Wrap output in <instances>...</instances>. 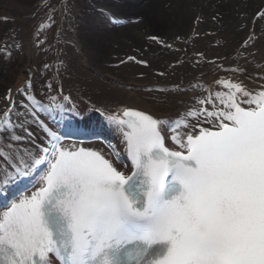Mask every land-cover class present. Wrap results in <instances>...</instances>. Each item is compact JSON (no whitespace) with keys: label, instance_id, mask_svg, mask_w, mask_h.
<instances>
[{"label":"snow or ice","instance_id":"obj_1","mask_svg":"<svg viewBox=\"0 0 264 264\" xmlns=\"http://www.w3.org/2000/svg\"><path fill=\"white\" fill-rule=\"evenodd\" d=\"M215 83L228 91L209 89L186 114L195 124L172 127L127 107L106 114L126 143L130 174L100 151L62 145L37 121L52 138L47 169L35 191L0 212V264H52L53 256L60 264H264V90ZM166 128L180 150L166 146Z\"/></svg>","mask_w":264,"mask_h":264},{"label":"bare ground","instance_id":"obj_2","mask_svg":"<svg viewBox=\"0 0 264 264\" xmlns=\"http://www.w3.org/2000/svg\"><path fill=\"white\" fill-rule=\"evenodd\" d=\"M139 1L140 4H138ZM81 2L85 6L71 19L67 18L68 3L65 0H58L54 18L47 21L46 28L38 35L40 46H44L40 50L42 55L47 56L49 49V57L53 61V65L56 63L63 65L61 68L63 70H59L61 76L47 77L43 81L51 85L53 92L56 93L50 97L44 95L43 97H48V100H42L43 102L48 101L52 106L49 108L48 114L54 120V128L45 123L43 125L52 132H56L57 136L61 138H59V142L62 145L64 143L62 138L65 135L86 140L87 146L100 151L105 158L112 160L119 170L127 173L132 161L128 155L126 143L116 126L106 120V114L113 112L119 114L123 108L127 107L168 121L172 127L186 121L195 124L196 120L187 117L186 114L189 110L200 107L197 101L205 97L209 89L213 93L228 91L223 85L216 84L217 80L230 79L240 82L254 94L264 90V19L255 18L254 15L257 12H253L252 19L243 24L239 36L234 38V45L230 41L226 43L233 45L228 54L222 58L219 56L217 59L214 58L211 65L199 70L192 80L181 86L183 90L168 91L163 95L156 96L138 87L134 88L123 84L109 74L106 79H100L95 72H91L88 68V62L95 64L104 62L101 59V54L104 53L108 40L121 38L123 32L124 35H128L127 31L134 26L131 24L113 25L117 24L115 22L121 24L120 22L125 18L120 13L121 10L128 11L129 7L135 6L134 12L139 16L137 25L150 28L152 25L158 26V23H155L150 16L154 18L158 6L161 7V12L163 11L165 4H161L164 0H81ZM184 2L191 4V8L193 6L197 11L203 10L204 15L214 18L213 21L216 18L220 24L230 26L231 17L237 14V10L243 9L251 13L253 10L251 6L255 3L260 4L259 8H264V0H254V4H252L253 0H170L169 4L180 5ZM195 5L197 6L195 7ZM170 7L173 6L170 5ZM170 7H166L169 12L173 11L170 10ZM176 8L174 10L177 11L171 14L172 18L178 22H175V19L168 21V24L174 27V32L180 27V20H185L177 6ZM71 9L73 12L77 11L74 6ZM11 14H8L7 17L15 20ZM37 58L38 56L34 52H27L23 68L16 75L13 88L23 84L26 78L25 69H30L32 76L31 65L34 66ZM30 62L33 64L30 65ZM238 69L242 71H238ZM64 96H69L70 100L65 101ZM37 101L44 105L40 100ZM242 106L255 107L254 104H242ZM208 107L211 110V106ZM34 119L35 123L28 122L29 124L25 127L33 134L32 138H28L25 131L26 135L21 132L20 125L5 126L3 127L4 132L0 133V201L8 199L10 196L15 198L18 189L34 180L45 165L47 153L43 149H50L52 138H48V133L46 135L42 133L46 130L39 123L41 121L37 122V116ZM203 126L212 127L208 124ZM6 127L7 131H5ZM179 130L183 133L190 129L180 128ZM14 136L25 138L15 140ZM165 137V142L170 149L180 150L179 145L170 139L167 128ZM2 156L7 158L1 159ZM36 160L42 162L36 164ZM17 166L26 174L19 175L16 171ZM35 189H24L21 195H18L17 200L30 195ZM3 211L5 209L0 210V212Z\"/></svg>","mask_w":264,"mask_h":264},{"label":"rangeland","instance_id":"obj_3","mask_svg":"<svg viewBox=\"0 0 264 264\" xmlns=\"http://www.w3.org/2000/svg\"><path fill=\"white\" fill-rule=\"evenodd\" d=\"M57 1L0 0V133H3V127L7 126L2 122L6 119L3 114L9 109L11 112L7 119H10L11 125L19 126L25 123L26 125H23L26 127L28 122L35 123L32 112L36 111L37 121L53 127L50 117L41 110H34L27 96H34L40 101L48 100V97L43 96L50 97L56 92H53L52 86L49 87V84L43 81L47 77L62 75L59 71L63 68L62 63L53 65L49 57V49L47 56H43L40 50L44 46H40L38 39L40 32L46 28L47 21L54 18ZM169 1L164 0L161 4H165L162 12L161 7L158 6L154 18L150 16L155 23H158V26L152 25L150 28L137 25L139 16L134 12L135 6L129 7L128 11L121 10L120 13L125 18L120 22L121 24L115 22L117 24L113 25L134 26L127 31L128 35H124L123 32L121 38L108 40L105 51L101 54L104 62L98 64L88 62L91 72H95L100 79H106L109 74L123 84L138 87L156 96L168 91L183 90L181 86L192 80L199 70L211 65L214 58L217 59L218 56L222 58L229 53L234 45V38L239 36L243 24L252 19L253 12H257L255 18L264 19L258 15L264 8H259L260 4H256L254 0L252 4H255L251 6L252 12L237 10V14L231 17V26L220 24L216 18L213 21L214 18L204 15L203 10L197 11L193 6L191 8V4L187 2L178 5L169 4ZM65 2L69 5V9L66 10L67 18L71 19L85 6L81 0H65ZM73 6L77 8L76 12L72 11ZM168 6L173 11L169 12L166 8ZM176 6L185 20H180L181 25L174 32V27L168 23L175 19L172 18V14L177 11L174 10ZM9 11L12 14L8 13ZM8 14H11L15 20L7 17ZM153 37L156 39H152ZM229 41L233 45L226 44ZM28 51L38 56L34 66L31 65L33 63H29L33 70L31 87L23 82L21 86L13 88L16 75L23 68ZM42 82L43 84L40 85ZM9 96L11 99L8 98ZM44 102L48 103V101ZM21 132L26 135L23 128ZM42 133L45 134L46 131ZM4 157L7 158L2 156L1 159Z\"/></svg>","mask_w":264,"mask_h":264},{"label":"water","instance_id":"obj_4","mask_svg":"<svg viewBox=\"0 0 264 264\" xmlns=\"http://www.w3.org/2000/svg\"><path fill=\"white\" fill-rule=\"evenodd\" d=\"M25 72H26V78L24 80V82H29L30 81V77H31V72H30V69H25Z\"/></svg>","mask_w":264,"mask_h":264}]
</instances>
